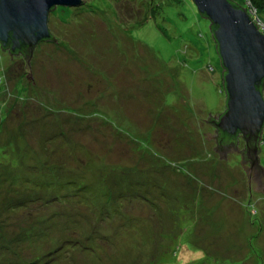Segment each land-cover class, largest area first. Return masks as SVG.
Returning a JSON list of instances; mask_svg holds the SVG:
<instances>
[{"label": "rangeland", "instance_id": "obj_1", "mask_svg": "<svg viewBox=\"0 0 264 264\" xmlns=\"http://www.w3.org/2000/svg\"><path fill=\"white\" fill-rule=\"evenodd\" d=\"M48 27L28 60L0 44V264H264V193L214 150L223 70L194 2L84 0Z\"/></svg>", "mask_w": 264, "mask_h": 264}, {"label": "water", "instance_id": "obj_2", "mask_svg": "<svg viewBox=\"0 0 264 264\" xmlns=\"http://www.w3.org/2000/svg\"><path fill=\"white\" fill-rule=\"evenodd\" d=\"M192 1L210 25L215 26L212 36L224 72L226 105L216 126L228 134L240 131L245 137L246 152L253 160H249L250 164L246 166L247 161L242 162L240 155V163L249 179V191L252 188L264 193V170L258 164L256 146L264 124V98L260 89L264 79V33L257 29L245 10L233 6L229 0ZM82 3L84 0H0V43L6 47L10 41L11 51L24 47L30 52L40 41L51 38L48 27L50 10ZM214 150L217 151L216 147ZM236 150L230 148L225 153L217 152L220 158L226 159L229 152L238 154Z\"/></svg>", "mask_w": 264, "mask_h": 264}, {"label": "trees", "instance_id": "obj_3", "mask_svg": "<svg viewBox=\"0 0 264 264\" xmlns=\"http://www.w3.org/2000/svg\"><path fill=\"white\" fill-rule=\"evenodd\" d=\"M231 3H232V5L233 6H235V7H237V8H241V9H243L244 10V6H243V4L241 3V2H237L236 0H229ZM242 1H245V0H242ZM250 2H252L254 5H256L257 6V8L260 10V9H263L264 8V0H249ZM157 3V2H156ZM157 6H159V4H156L155 6H153V5H151V8H154V7H157ZM54 9V8H53ZM52 9V10H53ZM52 10H50V11H52ZM153 9H151V13L153 12L152 11ZM50 13V12H49ZM151 14L149 13V16H150ZM201 16H203L202 14H200ZM204 17V16H203ZM215 26L214 25H210V30H211V32H212V30H213V28H214ZM212 38H213V36H212ZM52 40H55V38H54V36L51 34V38L50 39H47V40H42L41 42H43V41H52ZM8 43H9V45L7 44V46L6 47H4V46H2V44H1V48L2 49H5V48H8V53L12 56H16L15 55V51H18V52H20V56H22V57H27V60L29 59V57L31 56V54H32V52H33V50H34V48H33V50L32 51H28L26 48H24V47H21V48H16L15 49V51H11L10 50V46H11V43H10V41H8ZM216 50H217V47H216ZM217 53H218V50H217ZM219 55V54H218ZM210 67V66H209ZM210 70H212V67H211V69ZM222 70H223V67H222ZM213 71V70H212ZM223 75H224V72H223ZM223 87H224V84H223ZM263 87H264V79H263V81H262V83H261V85H260V89H261V91L263 90ZM225 105H226V98H225ZM225 110V109H224ZM218 117H219V115H218ZM218 117H216V119H214L213 117H210V122H212L213 124V128H214V131H215V147H216V150L217 151H219L220 153H225V152H227V150H229L230 148H236V149H241V150H239L240 151V153H245L246 152V142H245V137L241 134V132L240 131H237L236 132V134H228V133H226V132H224V131H221L219 128H217V126H216V123H217V121H218ZM70 118H72V117H70ZM73 119V118H72ZM79 121H82V118H80L79 119ZM76 123H78V122H76ZM59 125V124H58ZM60 127H62V125H59ZM263 127H264V124H263ZM263 127L261 128V130H260V132L258 133V137H257V143H256V146H257V149L260 151V148H259V145H260V143H262V142H264V135L262 134V129H263ZM242 144L243 146L241 147V146H239V144ZM8 145H11V144H8ZM12 146V145H11ZM12 149H17V147L16 148H13V146H12ZM0 150L2 151V152H4L5 153V151H4V147H2V146H0ZM20 150H21V148L19 147L17 150H13V151H11V152H20ZM259 151H258V153H259ZM242 157V156H241ZM249 160H253L252 158H248L246 155L244 156L243 155V157H242V161H249ZM17 161H19L18 159H16V160H12V163H13V165L15 166L16 165V163H17ZM254 162V161H253ZM13 166V167H14ZM120 182V179H119V181H117V183H118V185L120 186V185H122L121 183H119ZM137 184H139V183H137ZM124 185H126V184H124ZM128 185L129 184H127L126 185V187L125 188H123V189H125L126 191H128L129 189H128ZM129 192V191H128ZM19 205H22V202H21V200H15V201H13L12 202V204H8L7 205V207L9 206L10 208H13V209H15V208H17V206H19Z\"/></svg>", "mask_w": 264, "mask_h": 264}, {"label": "built area", "instance_id": "obj_4", "mask_svg": "<svg viewBox=\"0 0 264 264\" xmlns=\"http://www.w3.org/2000/svg\"><path fill=\"white\" fill-rule=\"evenodd\" d=\"M246 4L243 5L244 6V10L245 12L248 14L249 17L252 18V21L255 22L256 26H257V29L261 32V33H264V23L261 22L258 17H257V14L255 16V11L257 10L256 7H254V5L249 1V0H246L245 1ZM262 94L264 96V87H263V91H262Z\"/></svg>", "mask_w": 264, "mask_h": 264}, {"label": "flooded vegetation", "instance_id": "obj_5", "mask_svg": "<svg viewBox=\"0 0 264 264\" xmlns=\"http://www.w3.org/2000/svg\"><path fill=\"white\" fill-rule=\"evenodd\" d=\"M41 42V41H40ZM8 45H9V43H8ZM3 50H6L7 52H9L8 51V48H5V49H3ZM20 54V52H18V51H15V55L17 56V55H19ZM20 56V55H19ZM218 117V116H217ZM240 149L238 148V150H236V151H238V153H240V151H239ZM240 155L243 157V155L245 156H247L248 157V152H245V153H240ZM249 158V157H248ZM243 162V161H242Z\"/></svg>", "mask_w": 264, "mask_h": 264}, {"label": "clouds", "instance_id": "obj_6", "mask_svg": "<svg viewBox=\"0 0 264 264\" xmlns=\"http://www.w3.org/2000/svg\"><path fill=\"white\" fill-rule=\"evenodd\" d=\"M263 91V90H262ZM262 96H263V94H262ZM263 98H264V96H263Z\"/></svg>", "mask_w": 264, "mask_h": 264}]
</instances>
